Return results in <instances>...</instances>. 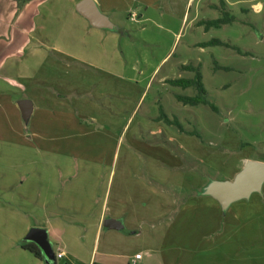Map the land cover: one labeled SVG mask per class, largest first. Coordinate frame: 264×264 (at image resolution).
I'll return each instance as SVG.
<instances>
[{
	"label": "crops",
	"instance_id": "crops-1",
	"mask_svg": "<svg viewBox=\"0 0 264 264\" xmlns=\"http://www.w3.org/2000/svg\"><path fill=\"white\" fill-rule=\"evenodd\" d=\"M49 1L25 0L0 32V141L17 143L20 190L30 189L16 197L23 234L45 230L50 264H264V183L261 197L253 193L224 210L205 194L209 184L231 181L254 161L252 150L238 153L240 143L224 149L220 164L230 168L217 169L196 155L204 149L201 131L162 110L180 129L164 124L159 109L137 119L126 149L118 150L119 96L126 94L125 107L137 94L122 116L125 128L146 89L118 88V29L129 32V23L164 29L173 46L188 25L184 50L203 53L202 26L192 28L197 16L190 17L195 0H92L113 30L93 28L77 14L81 0L61 9L73 10V23H55ZM251 7L256 14L263 9ZM44 12L50 20L37 23ZM106 219L122 229H104ZM4 243L0 264H46L17 239Z\"/></svg>",
	"mask_w": 264,
	"mask_h": 264
},
{
	"label": "rangeland",
	"instance_id": "rangeland-1",
	"mask_svg": "<svg viewBox=\"0 0 264 264\" xmlns=\"http://www.w3.org/2000/svg\"><path fill=\"white\" fill-rule=\"evenodd\" d=\"M66 1L68 2L50 0L46 3L55 7L53 11L55 23H73L71 14L74 13L73 10L70 13L61 10L67 5ZM238 1L241 3L237 4ZM24 3L25 0H1L0 32L4 26L7 27V31L9 30ZM255 4H262L263 8L257 14L251 7ZM193 8L195 10L192 14L190 12V17L193 18L196 14L197 18L192 28L202 26L203 30L198 33L197 39L205 44L211 40H219L227 47L206 45L203 53L199 50L187 52L184 45L189 36L188 25L183 28L181 36L173 46V38L166 34L164 29H155L150 25L141 29L133 23L128 25L129 32L118 29L122 35L118 47L120 56L117 60L118 73L119 75L122 73L117 80L118 88H143L142 91L146 88L140 102L135 101L136 106L131 118H134V121L130 120L125 128L122 116L130 113L133 105L131 102L137 94L134 96L129 94L131 100L128 102H131L125 107L122 106V102H126L124 99L126 94H120L123 99L119 96L117 111L113 110L120 111L118 125L121 130L118 135L121 136L118 150L126 149L137 119L147 117V113L156 114L158 107H161L169 119L179 120L187 130L197 128L201 131L204 149L197 150L196 155L215 168L224 170L230 168L229 165L224 168L221 166V160L223 157L226 158L222 153L224 149L230 152L236 143H240V148H236L238 153L243 151L249 155L252 150V159L264 163V0H228L227 3L224 0H195ZM223 11L232 18V22L217 28L210 27L205 31L202 24L222 18ZM50 15L52 16L46 12L38 13L35 16L36 22L44 24L46 20H50ZM169 52V57L160 63ZM182 65L198 67L206 99L216 111L206 106H183L176 101L175 96L195 95L192 88L181 89L166 84L168 80L193 78L192 72L181 69ZM156 66L158 67L153 73ZM177 66L180 67L178 70ZM138 71L143 72L139 75ZM163 77H166V80L162 81ZM156 101L158 103L154 110L152 106ZM186 120L192 123L188 125ZM16 145L17 143L12 141L8 143L0 141V199L8 201L4 204L2 202L5 200H0V245L3 246L6 240L12 242L17 239L21 244L26 235L20 228L22 223L17 219V215L21 214L18 212L16 197L19 192L28 193L30 189L20 190L22 185L25 187V182L19 179L20 160L16 157ZM205 152L209 153V156ZM212 153L215 155H211ZM199 167L205 168L201 165ZM254 196L261 197L259 194ZM253 255L254 252L251 251L245 254L248 257Z\"/></svg>",
	"mask_w": 264,
	"mask_h": 264
},
{
	"label": "water",
	"instance_id": "water-1",
	"mask_svg": "<svg viewBox=\"0 0 264 264\" xmlns=\"http://www.w3.org/2000/svg\"><path fill=\"white\" fill-rule=\"evenodd\" d=\"M75 11L91 27L100 30H113L110 21L98 11L92 0L77 2ZM263 183L264 163L249 160L245 162L240 172L231 181L212 182L207 187L205 194L216 200L224 210L232 203L248 199L253 193L259 194ZM103 228L119 231L122 229V225L120 221L106 219ZM24 241L36 245L43 254L46 263L50 264L54 261V255L45 230L40 228L30 229L24 237Z\"/></svg>",
	"mask_w": 264,
	"mask_h": 264
},
{
	"label": "trees",
	"instance_id": "trees-1",
	"mask_svg": "<svg viewBox=\"0 0 264 264\" xmlns=\"http://www.w3.org/2000/svg\"><path fill=\"white\" fill-rule=\"evenodd\" d=\"M222 14H223L222 18L202 24L204 26V30L207 31L210 27L217 28L220 25L229 24L232 22V18H230L225 11H223ZM206 45L227 47L226 44L222 43L219 40H211L207 44H202V47H205ZM181 69L184 71L192 72L193 78L192 79L168 80L166 81V84H168L171 87H177L181 89L192 88L195 95L193 97L175 96L176 101L178 103H181L184 106H190V107L206 106L212 111H216V108L213 105H211L206 99V91L201 82V76H200L198 67L182 66ZM158 119L166 125H173L177 127L178 129H180V126L177 124L175 120H172V121L168 120V118L162 112L161 108H159ZM20 245L22 249L32 253L34 256L44 258L41 251L33 243L23 241V243H21ZM46 264H49V263H46Z\"/></svg>",
	"mask_w": 264,
	"mask_h": 264
},
{
	"label": "built area",
	"instance_id": "built-area-1",
	"mask_svg": "<svg viewBox=\"0 0 264 264\" xmlns=\"http://www.w3.org/2000/svg\"><path fill=\"white\" fill-rule=\"evenodd\" d=\"M61 257H62L61 254H57V255H56V258H57V259H60ZM135 259H136V260L140 259V255H136V256H135Z\"/></svg>",
	"mask_w": 264,
	"mask_h": 264
}]
</instances>
